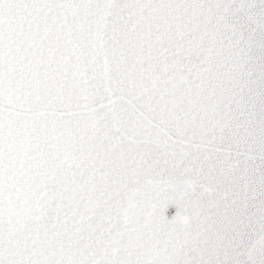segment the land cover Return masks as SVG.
Here are the masks:
<instances>
[{
  "label": "snow or ice",
  "instance_id": "obj_1",
  "mask_svg": "<svg viewBox=\"0 0 264 264\" xmlns=\"http://www.w3.org/2000/svg\"><path fill=\"white\" fill-rule=\"evenodd\" d=\"M0 264H264V0H0Z\"/></svg>",
  "mask_w": 264,
  "mask_h": 264
},
{
  "label": "water",
  "instance_id": "obj_2",
  "mask_svg": "<svg viewBox=\"0 0 264 264\" xmlns=\"http://www.w3.org/2000/svg\"><path fill=\"white\" fill-rule=\"evenodd\" d=\"M174 211H175L174 208H171V209L169 210L170 213H172V212H174Z\"/></svg>",
  "mask_w": 264,
  "mask_h": 264
}]
</instances>
